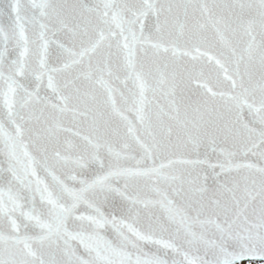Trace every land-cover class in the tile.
I'll return each instance as SVG.
<instances>
[{"label": "snow or ice", "instance_id": "6c2138e0", "mask_svg": "<svg viewBox=\"0 0 264 264\" xmlns=\"http://www.w3.org/2000/svg\"><path fill=\"white\" fill-rule=\"evenodd\" d=\"M264 264V0H0V264Z\"/></svg>", "mask_w": 264, "mask_h": 264}, {"label": "rangeland", "instance_id": "374dc122", "mask_svg": "<svg viewBox=\"0 0 264 264\" xmlns=\"http://www.w3.org/2000/svg\"><path fill=\"white\" fill-rule=\"evenodd\" d=\"M247 264V263H246Z\"/></svg>", "mask_w": 264, "mask_h": 264}, {"label": "water", "instance_id": "95a60500", "mask_svg": "<svg viewBox=\"0 0 264 264\" xmlns=\"http://www.w3.org/2000/svg\"><path fill=\"white\" fill-rule=\"evenodd\" d=\"M246 262V261H245Z\"/></svg>", "mask_w": 264, "mask_h": 264}]
</instances>
